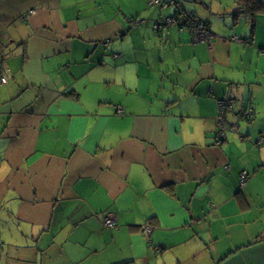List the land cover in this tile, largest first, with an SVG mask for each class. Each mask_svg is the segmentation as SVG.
<instances>
[{"label": "crops", "instance_id": "1", "mask_svg": "<svg viewBox=\"0 0 264 264\" xmlns=\"http://www.w3.org/2000/svg\"><path fill=\"white\" fill-rule=\"evenodd\" d=\"M2 75L0 264H264V11L0 0Z\"/></svg>", "mask_w": 264, "mask_h": 264}, {"label": "built area", "instance_id": "2", "mask_svg": "<svg viewBox=\"0 0 264 264\" xmlns=\"http://www.w3.org/2000/svg\"><path fill=\"white\" fill-rule=\"evenodd\" d=\"M149 2L155 6L164 5L167 2H173V0H149ZM32 13V12H31ZM132 24H137L139 21L138 19H132ZM171 25H177L182 30H187L192 35V40L195 43H206L207 45H210L212 33L207 25V23L199 18H197L194 13L191 12H180L175 16L172 17H166L163 20H160L156 22L153 25V29L155 31L159 30L160 28L171 26ZM233 40L237 42H242V39L234 36L232 38ZM7 82V76L2 75L0 76V85L5 84ZM234 101L230 99H224L218 102V132L219 134L225 133V127H229V130L231 131H237L238 126L236 124L227 126L226 120H225V114L227 111L232 109L234 105ZM116 112L118 115H122L124 113L123 109L120 106L116 107ZM242 116V115H241ZM246 117L251 118L253 117L252 111H248L246 114ZM219 139V138H218ZM260 142V141H259ZM224 168L227 170L228 166H224ZM248 179V174L246 172H243L239 176V185L243 187ZM115 219L112 217H107L104 220V226L107 228H113L115 227ZM143 233H150L151 228L147 225L142 227Z\"/></svg>", "mask_w": 264, "mask_h": 264}, {"label": "trees", "instance_id": "3", "mask_svg": "<svg viewBox=\"0 0 264 264\" xmlns=\"http://www.w3.org/2000/svg\"><path fill=\"white\" fill-rule=\"evenodd\" d=\"M241 13L252 19L256 13L264 11V0H236Z\"/></svg>", "mask_w": 264, "mask_h": 264}]
</instances>
